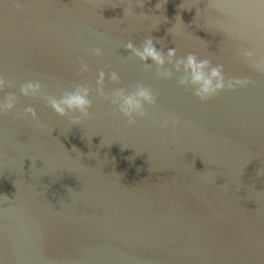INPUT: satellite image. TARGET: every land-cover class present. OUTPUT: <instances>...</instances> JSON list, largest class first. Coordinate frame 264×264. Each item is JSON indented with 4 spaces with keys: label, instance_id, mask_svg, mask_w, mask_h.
<instances>
[{
    "label": "water",
    "instance_id": "1",
    "mask_svg": "<svg viewBox=\"0 0 264 264\" xmlns=\"http://www.w3.org/2000/svg\"><path fill=\"white\" fill-rule=\"evenodd\" d=\"M0 264H264V0H0Z\"/></svg>",
    "mask_w": 264,
    "mask_h": 264
},
{
    "label": "clouds",
    "instance_id": "2",
    "mask_svg": "<svg viewBox=\"0 0 264 264\" xmlns=\"http://www.w3.org/2000/svg\"><path fill=\"white\" fill-rule=\"evenodd\" d=\"M129 48H132L133 45L131 43L128 44ZM137 55H140L142 59H148L151 58L152 60L163 64L164 58L161 55V53L157 50L155 47L152 39L146 40L142 51L137 50ZM175 55V49L169 48L168 49V56L169 58L173 57ZM207 61H200L197 62L196 58L193 55H189L187 57V64L189 67L193 70L194 80L200 81L202 79V73L198 72L197 69H202L205 64H207ZM213 75H218V70L216 68L212 69ZM104 73H100V78L103 80ZM112 78L116 79V74H112ZM222 80V75H218L217 82H220ZM211 84V78L203 80L202 88L204 92H207L209 90V85ZM38 85H32L28 84L26 85L22 91L25 95H28L30 90L32 94H35L36 90L38 89ZM89 89L88 88H82L80 90H77L76 92L69 93L66 96L62 97L59 100L56 99H50V104L52 108L60 115H67L69 112H75L79 111L82 115H87V109L89 107L90 101L88 100ZM141 100H151V96L149 92L145 89H139L136 93L125 95L124 90H119L116 93V99L113 100L114 103H119L120 111L128 117H132L134 112H140L142 114V103ZM8 108L13 107V103L11 99L9 100L7 104ZM26 111L31 112L33 116H35V111L32 108L26 109ZM76 122H78L79 117H76Z\"/></svg>",
    "mask_w": 264,
    "mask_h": 264
}]
</instances>
